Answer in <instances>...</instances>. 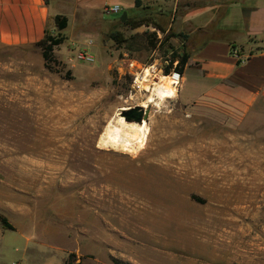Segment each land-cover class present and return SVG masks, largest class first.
<instances>
[{
	"label": "rangeland",
	"instance_id": "374dc122",
	"mask_svg": "<svg viewBox=\"0 0 264 264\" xmlns=\"http://www.w3.org/2000/svg\"><path fill=\"white\" fill-rule=\"evenodd\" d=\"M154 1L146 12L173 29L177 13ZM124 11L136 12L72 19L48 62L38 44L0 45V211L15 226L0 225V264H64L71 253L76 264H264V87L208 95L190 75L183 101V72L176 95L145 107L143 154L100 145L122 106L174 74L182 38L160 43L155 26L124 25ZM89 39L96 61L70 62ZM129 59L144 64L138 79Z\"/></svg>",
	"mask_w": 264,
	"mask_h": 264
},
{
	"label": "crops",
	"instance_id": "0c3cea01",
	"mask_svg": "<svg viewBox=\"0 0 264 264\" xmlns=\"http://www.w3.org/2000/svg\"><path fill=\"white\" fill-rule=\"evenodd\" d=\"M141 1L142 5L156 4ZM107 3L109 0H0V45L36 46L47 33H56L57 14L68 17L67 27L73 21L80 27L85 21L95 24L98 21L91 10H103ZM113 3L138 9L136 0ZM163 4L173 16L177 13L173 29L188 34L192 49L183 73V101L189 99L185 85L190 75L206 87L208 95L222 90L258 93L264 87V0H163ZM232 48L247 55L246 61L239 62ZM34 259L26 258L23 264H46L33 263Z\"/></svg>",
	"mask_w": 264,
	"mask_h": 264
},
{
	"label": "bare ground",
	"instance_id": "6f19581e",
	"mask_svg": "<svg viewBox=\"0 0 264 264\" xmlns=\"http://www.w3.org/2000/svg\"><path fill=\"white\" fill-rule=\"evenodd\" d=\"M179 82L178 74L169 77H163L157 74L153 89L150 86L146 87V89L151 90L152 93L150 92L151 94H149L148 100H146V102L144 101L141 106L149 107L152 104L156 105L159 104V99L164 100L168 96L176 95ZM120 109L123 110L127 108L122 106ZM152 132L153 128L148 120L144 119L141 123L128 122L122 114L120 115L119 113V115L108 122L100 135L99 143L104 147L117 148L125 152L141 155L140 153L148 148L147 144ZM181 154L185 155L186 152L183 151ZM180 168L184 167L181 166Z\"/></svg>",
	"mask_w": 264,
	"mask_h": 264
},
{
	"label": "trees",
	"instance_id": "16d2710c",
	"mask_svg": "<svg viewBox=\"0 0 264 264\" xmlns=\"http://www.w3.org/2000/svg\"><path fill=\"white\" fill-rule=\"evenodd\" d=\"M136 6L138 7V9H135L136 11L135 14L133 16L128 15L127 20L123 23L124 25L129 26L131 29H136L144 24L148 26L153 25L165 33V37L163 38L162 42H166L171 37H182L181 39L185 41L188 38V34L184 32H175L173 31L172 28L164 27L159 22H157L155 18L151 16V13L146 12V10L150 8V6L142 5L141 0H136ZM141 12H143L144 15L141 16L140 15ZM157 12L158 10L156 11V13ZM55 22L60 32L57 33L56 35L47 33L46 36L37 43L42 48V54L46 62L53 60L55 46L61 44L65 39L61 31L68 26V17L63 14H57L55 15ZM110 37L120 44H123L129 40V38L125 37L124 34L119 30H113L110 33ZM149 41L153 45V48H156L157 46L156 32L150 33ZM189 57H190V53L185 49L184 53L180 55V61H179L180 73L184 72V68L189 60ZM0 225L5 229L15 228L9 217L1 211H0ZM75 261H76V254L71 253L69 257L65 260L64 264H76ZM121 264H130V263H121Z\"/></svg>",
	"mask_w": 264,
	"mask_h": 264
},
{
	"label": "built area",
	"instance_id": "2783aa9c",
	"mask_svg": "<svg viewBox=\"0 0 264 264\" xmlns=\"http://www.w3.org/2000/svg\"><path fill=\"white\" fill-rule=\"evenodd\" d=\"M123 9L122 5L119 3H107L104 5L103 7V12L105 14H113V13H119L121 12ZM154 29L157 31L158 35L161 37V30L158 29L157 27ZM164 33V32H162ZM165 34V33H164ZM173 39L175 38H179V37H172ZM163 38L161 39L160 43H162ZM93 40L89 39L85 46L82 47L81 49H79L77 52H75L74 54L70 55L68 57V60L70 62H74V61H85V62H95L96 58L95 55L93 54L92 51H90L89 47L93 44ZM185 40L181 39V43L178 46L177 49H173L170 52V55L172 54H176L175 57H173V61H172V72L174 74H178V76H181V73L179 72V70L176 71V67L179 64L180 61V55L183 54L182 50H181V45H184ZM232 55H234L239 62H244L247 59V55L243 54L238 48H232ZM127 67H128V73L135 76V79H138L139 75L143 72L144 68V64L142 62H139L138 60H134V59H129L128 63H127ZM120 70V69H119ZM173 74V75H174Z\"/></svg>",
	"mask_w": 264,
	"mask_h": 264
},
{
	"label": "water",
	"instance_id": "95a60500",
	"mask_svg": "<svg viewBox=\"0 0 264 264\" xmlns=\"http://www.w3.org/2000/svg\"><path fill=\"white\" fill-rule=\"evenodd\" d=\"M128 18V12L124 11L121 15V21L125 22ZM122 116L128 122H138L141 123L145 120H148L150 109L145 108L141 105L131 106L127 109L121 111Z\"/></svg>",
	"mask_w": 264,
	"mask_h": 264
}]
</instances>
